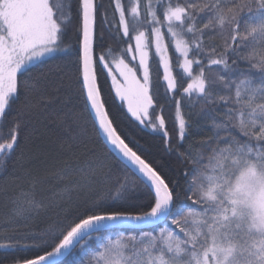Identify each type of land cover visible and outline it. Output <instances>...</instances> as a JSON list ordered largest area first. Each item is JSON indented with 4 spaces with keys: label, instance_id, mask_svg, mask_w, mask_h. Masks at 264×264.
Here are the masks:
<instances>
[{
    "label": "snow or ice",
    "instance_id": "snow-or-ice-1",
    "mask_svg": "<svg viewBox=\"0 0 264 264\" xmlns=\"http://www.w3.org/2000/svg\"><path fill=\"white\" fill-rule=\"evenodd\" d=\"M205 36L212 43H200ZM212 66L219 74L210 80ZM108 76L126 112L109 104ZM198 121L211 134L183 152L193 207L173 215L180 183L128 129L162 133L179 153ZM5 127L0 264H65L94 235L161 220L159 235L100 245L97 264H264V0H0Z\"/></svg>",
    "mask_w": 264,
    "mask_h": 264
},
{
    "label": "trees",
    "instance_id": "trees-1",
    "mask_svg": "<svg viewBox=\"0 0 264 264\" xmlns=\"http://www.w3.org/2000/svg\"><path fill=\"white\" fill-rule=\"evenodd\" d=\"M110 2L114 3V0H104L105 7H109ZM132 2L133 0H128L129 4H131ZM183 2L190 3L192 2V0H183ZM195 2L201 3L202 0H195ZM109 19H111V16H109ZM202 23L203 21L201 17H197L195 24L198 25L199 27H202ZM170 39L171 37L166 35V40H170ZM215 39H218V37H216ZM109 42L113 49H115L118 46L117 41L115 40H110ZM199 42L205 45L212 43V41L209 40L206 36L202 37ZM208 50L210 51V49ZM169 54L173 58V65H174L173 72L174 74L179 73L178 82L183 83L184 80L186 79V76L185 74H183L182 70L176 66L179 53L175 52L174 44H170ZM197 59H200V57H197ZM179 62L182 63V58H180ZM153 67L155 68L156 66L154 65ZM247 67L248 65L244 62H241L238 65L239 70H247ZM214 68L215 66L206 68V75L210 80L215 79L219 74L218 71L214 70ZM162 71H163L162 66H160L157 69V72L159 73L158 91L161 96H163L166 91L165 82L163 81V77H162ZM235 75L238 76L239 72H237ZM252 75L259 76V72L253 71ZM153 79L156 80L157 75L154 74ZM109 86H111V91L107 96L109 104L123 105V110L126 112L127 106L125 102L121 101L120 98L115 95V88L114 85L112 84L111 76H108L105 79V91H108ZM172 111H173L172 105L171 103H169L166 106L165 115L166 118L168 119L167 127L170 134V142L174 143L178 137V125H173L171 122L170 117ZM45 131H46L45 129L39 128L37 135L40 136L43 133H45ZM128 131H130L132 135L136 136L138 139L145 142L150 147L153 155L162 162L163 168L168 178L174 181H178L180 183L181 188L178 189V191L181 192V196L176 200L175 207L171 210L172 214L177 215L181 212H187L190 208L193 207V204L184 198V192L186 191V181L184 177L185 174L189 172L191 165L190 162L186 164V157L183 155V152L184 149L188 147L189 140L194 138L195 140L200 141L201 139L208 138V136H210L211 134L210 128L202 125V123L198 121V126L193 129V137H186L185 142L181 143L180 146L181 151L179 153L176 150L167 151L169 145L166 144L162 133H158L150 128H143V126H141L139 129L135 127H130ZM7 135H8V129L6 127L0 128V142H3V140L7 138ZM237 135L241 136V138L243 139L240 133L237 132ZM200 152L201 149H194L193 154L199 155ZM14 159L15 157H13V160ZM196 210H200L199 207H197ZM187 223L192 224L193 223L192 219L189 218L187 220ZM166 225H168V222L163 220L162 222L157 223L153 226L120 227L118 229L99 234L98 236L94 235L93 238L87 243L83 251L77 249L73 251L70 255H68L65 258V264H77L78 261H84L85 264H88V261H91V264H97V261L94 259L96 250L100 245L107 243L109 239L111 240L120 239L121 235L124 236L135 235L139 237L144 232H149L152 233L153 235H159V230L165 227ZM3 235L4 233L0 232V242H4L2 239ZM121 242L124 243L126 241L122 240ZM4 251H5L4 249H0V255H2Z\"/></svg>",
    "mask_w": 264,
    "mask_h": 264
},
{
    "label": "water",
    "instance_id": "water-1",
    "mask_svg": "<svg viewBox=\"0 0 264 264\" xmlns=\"http://www.w3.org/2000/svg\"><path fill=\"white\" fill-rule=\"evenodd\" d=\"M162 221L163 220H161L160 222H162ZM160 222H158V223H160ZM155 224H157V223H155ZM155 224H152V225H133V224H126V225H123L121 227L153 226Z\"/></svg>",
    "mask_w": 264,
    "mask_h": 264
},
{
    "label": "clouds",
    "instance_id": "clouds-1",
    "mask_svg": "<svg viewBox=\"0 0 264 264\" xmlns=\"http://www.w3.org/2000/svg\"><path fill=\"white\" fill-rule=\"evenodd\" d=\"M251 231H252V232H255L256 229H255V228H252ZM242 243H243V241H241V244H242ZM250 243H251V241H250ZM237 247L239 248V245H237Z\"/></svg>",
    "mask_w": 264,
    "mask_h": 264
},
{
    "label": "rangeland",
    "instance_id": "rangeland-1",
    "mask_svg": "<svg viewBox=\"0 0 264 264\" xmlns=\"http://www.w3.org/2000/svg\"><path fill=\"white\" fill-rule=\"evenodd\" d=\"M117 79L119 80L120 79V77L119 76H117ZM114 88H115V85H114ZM119 97V96H118ZM123 102H125V104H126V101H123ZM126 106H127V104H126Z\"/></svg>",
    "mask_w": 264,
    "mask_h": 264
}]
</instances>
